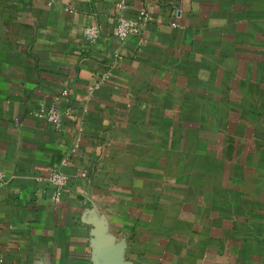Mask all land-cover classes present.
<instances>
[{"label":"crops","instance_id":"1","mask_svg":"<svg viewBox=\"0 0 264 264\" xmlns=\"http://www.w3.org/2000/svg\"><path fill=\"white\" fill-rule=\"evenodd\" d=\"M120 1L0 0V264H264V0Z\"/></svg>","mask_w":264,"mask_h":264},{"label":"built area","instance_id":"2","mask_svg":"<svg viewBox=\"0 0 264 264\" xmlns=\"http://www.w3.org/2000/svg\"><path fill=\"white\" fill-rule=\"evenodd\" d=\"M120 15L116 20V27L114 34L122 42L125 43L132 36H141L150 24L151 18L147 8H142L137 16L126 17V2L121 0L118 4ZM175 8V7H174ZM102 30L98 25H90L83 29L85 40L89 44H96L101 38ZM122 56L117 54L115 56V63L119 64ZM108 79V76L106 77ZM69 110L62 109L57 104L47 107H41L33 114L37 119H43L48 122L55 130L61 132L64 125V117L68 115ZM75 151V150H74ZM67 165V162L63 163ZM4 179V175L0 173V180ZM39 182L47 183L53 189V199L59 202L62 198L63 192L69 185V177L61 171L58 166L51 167L46 177L38 179Z\"/></svg>","mask_w":264,"mask_h":264}]
</instances>
